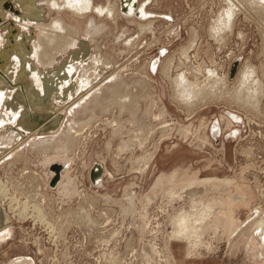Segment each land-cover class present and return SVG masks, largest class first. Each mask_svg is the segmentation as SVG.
I'll use <instances>...</instances> for the list:
<instances>
[{"label": "rangeland", "instance_id": "1", "mask_svg": "<svg viewBox=\"0 0 264 264\" xmlns=\"http://www.w3.org/2000/svg\"><path fill=\"white\" fill-rule=\"evenodd\" d=\"M44 1L46 18L31 24L63 18L77 43L47 46L55 62L37 69L64 68L54 101L78 106L51 134L58 148L55 138L42 143L49 133L23 140L10 120L0 127V182L9 193L0 204L11 221L0 232V264H264V0H137L145 18L59 14ZM121 1L110 0L120 10ZM230 4L232 21L221 24ZM71 61L78 73L88 68L83 78L67 72ZM95 68L93 90L77 92ZM247 69L250 104L237 98ZM179 74L204 96L178 98ZM210 81L221 85L212 82L215 94Z\"/></svg>", "mask_w": 264, "mask_h": 264}, {"label": "bare ground", "instance_id": "2", "mask_svg": "<svg viewBox=\"0 0 264 264\" xmlns=\"http://www.w3.org/2000/svg\"><path fill=\"white\" fill-rule=\"evenodd\" d=\"M27 2H30V0H26ZM37 1L38 0H34V4H33V8L35 9V12H40V10L39 9H44V12H42V13H39L38 15H37V17L36 18H33V17H30V16H19V15H16V14H14V13H12V12H7V14H6V19L7 20H13L15 23H16V25L19 27V29H20V33H19V35H18V41H19V43H20V45H21V38H22V35L23 34H25V35H27L28 36V40L30 41V50L28 49V50H26V49H24L23 50V53L26 55L25 57H21V56H19L16 52H14L13 53V55H12V57H11V61H12V67H11V69L8 71V77L11 79V83H10V85H6V86H4V87H0V114H3V112H6V114H3V116H1L0 117V127L2 126V125H4L5 123H6V121H9L10 120V122L12 123V124H15L16 126H19L20 127V129H21V132H22V134H23V137H22V139L23 138H31V137H36L38 134H47V133H49V135H51V134H54V135H56L59 131H60V129L62 128L61 127V125L63 126V124L66 122V119H67V117H69V116H71L73 113H74V111H75V108L78 106H75V105H73L72 107H70L69 105H68V102H66V103H64V105L63 106H56V102L54 101V98H58V96H57V92H58V89L54 86V83L56 82V80L58 79V78H60V76L62 75V70H64V68H60V69H58V70H56V72H51V74H49V73H47V74H44V72H42L39 68L37 69V65L39 66V65H48V64H54V62H55V60H54V56H56V55H52V52L50 53V49L52 48V47H54V45L57 43L58 44V46H60L61 47V50H62V48H63V46H65L64 48L65 49H69V46L71 47V46H75V44L77 43V42H75V40H74V38H71V37H68V35L66 36V34H67V28H69V27H67V25L64 23V19L63 18H60V17H55L53 20H51V23L49 24V25H37V26H35L34 27V25L33 24H37L38 22H42L43 21V19L44 18H46L45 17V13H46V9L43 7V6H40L38 3H37ZM120 1V0H119ZM254 1V0H253ZM122 2V8H121V10H120V2L117 4V3H113L112 4V2H110V0H107V4L106 5H101V4H95L94 3V1L93 0H45L44 1V3H46L47 5V7L49 8V10H51V11H57L59 14L61 13V12H63V11H65V10H71V11H73L75 14H76V16H77V14H79V15H81V16H84V15H86V14H89V13H96L97 15H104L105 13H106V15H109V17H110V15L111 16H113V17H116L117 16V14L119 13H124L125 15H128V16H131V18L132 17H134V16H136L137 14L139 15V14H141V15H143V17L144 16H147V15H149L148 14V12L145 10V6L144 5H137V3H138V1L137 0H122L121 1ZM257 2V1H256ZM231 5V8H230V10L228 11V9H227V11H226V17H227V19H225V17L224 18H221L220 20H219V22L221 23V24H224V25H226L227 23H228V19H230V21H232L231 20V16H232V12L234 13V11H232L233 10V7H232V4H230ZM253 5H255V4H253ZM31 6V5H30ZM263 6V5H262ZM230 7V6H229ZM228 7V8H229ZM237 9V8H236ZM140 10V13H137L138 11ZM236 12V11H235ZM73 13V14H74ZM74 14V15H75ZM63 15V14H62ZM80 16V17H81ZM62 17V16H61ZM138 17V16H137ZM142 17V16H141ZM150 17V16H149ZM223 17V16H222ZM234 17V16H233ZM140 18V17H139ZM145 18V17H144ZM63 19V20H62ZM114 20V19H113ZM116 20V19H115ZM31 24V23H33V24H29V23ZM152 22V21H151ZM67 23V22H66ZM92 23H93V20H91V22H90V25H92ZM148 24V23H147ZM229 24V23H228ZM218 25H220V24H218ZM218 25H217V27H218ZM69 26V25H68ZM221 26V28H222V25H220ZM228 27V26H227ZM72 27H70V29H71ZM213 28V27H212ZM37 29H39V33L37 34V35H35V30L37 31ZM73 29H75V28H73ZM72 29V30H73ZM215 29V28H214ZM218 29V28H217ZM216 29V30H217ZM147 30V29H146ZM151 30V29H150ZM0 31H4V32H6V30H2L1 28H0ZM25 31H28L29 33H27V32H25ZM32 31H33V33H32ZM71 31V30H70ZM220 31V30H219ZM222 31V30H221ZM72 32H74V34H75V30H73ZM32 34V35H31ZM73 34V33H72ZM76 34H77V30H76ZM70 35H71V32H70ZM78 35V34H77ZM222 35V34H221ZM220 35V36H221ZM34 36L36 37L35 38V40L33 39L34 38ZM74 36H76V35H74ZM219 36V35H218ZM2 38V40H3V42H5V37L4 36H2L1 37ZM78 39V38H77ZM32 41H33V44H32ZM97 42V41H96ZM52 44H54L52 47H50V49L48 48L49 46H51ZM2 45H4V43L2 44ZM193 45V44H192ZM48 46V47H47ZM2 47V46H1ZM55 48V47H54ZM59 48V47H58ZM49 49V50H48ZM57 49V48H56ZM65 49H63V50H65ZM58 50V49H57ZM62 50V51H63ZM52 51V50H51ZM188 52V51H187ZM55 53V52H54ZM53 53V54H54ZM185 54H186V52H185ZM187 55V54H186ZM100 56V55H99ZM96 57H97V55H96ZM104 58V57H103ZM106 58V57H105ZM112 58V57H111ZM108 59V58H107ZM101 60V59H100ZM105 60V59H104ZM80 61V60H79ZM78 61V62H79ZM77 62V61H76ZM96 62H98V61H96ZM95 62V63H96ZM94 63V64H95ZM173 63V62H172ZM83 64V63H82ZM102 64V63H101ZM108 64H110V63H108ZM115 64V63H114ZM77 65V64H76ZM76 65L74 64V62L73 61H71V62H69V66L67 65L65 68H67V72L70 74H72V73H74V72H76L75 74H81L82 72V78H83V74H85L86 72H88V71H86L87 69H82V72L81 73H78L77 72V67H76ZM99 65V64H98ZM46 66H44V67H46ZM109 66V65H108ZM84 67V66H83ZM82 67V68H83ZM99 67V66H98ZM100 68V67H99ZM24 70L27 74H28V76H29V79L32 81V92L35 94V96H36V99H37V101L39 102V103H42L43 104V101L45 100V99H47V102L51 105V107H52V110H56L55 112H58V113H61L62 114V121H61V123H60V125L57 127V128H55V129H52V130H50V131H47V132H43V131H41L39 128H37V129H35V130H33V131H31V130H29V129H27V128H25L22 124H20L19 123V117L21 116V114H22V111L23 110H27V111H29V108L28 107H25L23 104H20V103H18V102H15V100H14V93L18 90V89H20L21 87H20V85H17L16 84V79H17V75H18V73H19V71H21V70ZM96 69V68H95ZM101 69V68H100ZM116 69V68H115ZM167 69V68H166ZM81 70V69H80ZM97 70V69H96ZM253 70V69H252ZM211 72V71H210ZM209 72V73H210ZM251 72L252 71H250L249 69H247V70H244L243 71V78H242V82H241V89H240V92H241V94H239L240 96L239 97H237L238 98V100H240L239 98H241L244 102H246V103H249L250 104V102H252V97H254V96H250V94H248V95H245V94H243L242 92H244V91H246L247 89H249V85L250 84H248L249 82V78H250V76H251ZM99 72H98V70L95 72H92V70L91 71H89V73H88V79H87V82H85V81H83L82 82V79H81V82H82V84L84 83L85 85L84 86H82L83 88H79L78 90H77V92L79 91V93H83L84 92V89L85 88H87V89H89V87L91 88L90 90H93L92 88L94 87L93 85V83H95V81H97L96 79H97V74H98ZM208 73V74H209ZM215 73V72H214ZM254 73V72H253ZM211 74V73H210ZM213 74V73H212ZM215 74H217V73H215ZM214 74V75H215ZM30 75L31 76H33L34 77V81L30 78ZM77 75V76H78ZM67 76V75H66ZM98 76H99V74H98ZM171 76V75H170ZM211 76V75H210ZM169 77V76H168ZM68 77H66V79H67ZM80 78V77H79ZM223 78V77H222ZM251 78H254V77H251ZM257 78V77H256ZM45 80L46 82H47V85H46V83H45V81H44V83H43V80ZM69 79V78H68ZM210 79V78H209ZM215 79H217V77L215 78ZM220 79V77H218V80ZM48 80V81H47ZM212 80H213V78H212ZM217 80V81H218ZM221 80V79H220ZM253 80V79H252ZM60 81V80H59ZM67 81V80H66ZM77 81V80H76ZM255 81V80H254ZM256 81H257V79H256ZM258 81H259V79H258ZM100 82V81H99ZM116 82V81H115ZM211 83V85H212V82L213 81H210ZM221 82H222V80H221ZM253 82V81H252ZM252 82H251V84H252ZM67 83H68V81H67ZM80 83V82H79ZM78 83V84H79ZM174 83H175V86H177V92H178V95H177V97L179 96V97H181V100L183 101V99H185V100H187V101H192V100H194V99H198V98H201L202 96H204V95H202L203 94V91H201V90H203V89H201V90H197V88H196V84H193V83H191L190 81H189V79L184 75V74H179L176 78H174ZM213 83H215V82H213ZM254 83V82H253ZM260 83V82H259ZM64 84V83H63ZM66 84V83H65ZM97 84V83H96ZM104 84V83H103ZM218 85V83L216 82L215 83V85ZM222 84H224V83H222ZM226 84V83H225ZM254 84H256V82L254 83ZM67 85V84H66ZM65 85V86H66ZM210 85V86H211ZM215 85H212L211 86V88H209V90H210V92H212L213 91V94H215L214 93V91H217V90H215V89H217V87L215 86ZM261 85V84H260ZM260 85H259V87H260ZM64 86V87H65ZM96 86H98V85H96ZM101 86V85H100ZM124 86V85H123ZM219 87H221V85H218ZM224 86V85H223ZM63 87V86H62ZM63 87V88H64ZM79 87H81L80 86V84H79ZM119 87V86H118ZM218 87V88H219ZM258 87V88H259ZM262 87V86H261ZM60 88V87H59ZM114 88H115V86H114ZM205 88V87H204ZM208 88V87H207ZM257 88V87H256ZM206 89V88H205ZM221 89V88H220ZM220 89H218L219 91H221ZM67 90H69V89H67ZM90 90H89V93H90ZM197 90V91H196ZM208 90V89H207ZM252 89H250L249 91H251ZM62 91V90H61ZM64 91V90H63ZM62 91V92H63ZM103 90L99 87V89H97V91H95V93H93V91H91V93H93L94 94V96L93 95H91L92 97H95V99H92L91 97V99L92 100H94V102L93 103H96L97 101H98V99L101 97L100 95L102 94V93H104V91L102 92ZM219 91L217 92V96H219L218 95V93H219ZM248 91V92H249ZM61 92V94H63ZM86 92H88V91H86ZM113 92V91H112ZM176 92V91H175ZM239 92V91H238ZM247 92V93H248ZM256 92V91H255ZM260 92V91H259ZM221 93V92H220ZM219 93V94H220ZM253 93H254V91H253ZM253 93H252V95H253ZM86 94H88V93H86ZM44 95H46L45 97H44ZM83 95V94H82ZM89 95V94H88ZM121 95V94H120ZM208 95V94H207ZM211 95V94H210ZM255 95H257L256 93H255ZM72 96H74V95H72ZM75 97H76V95H75ZM113 97V96H112ZM125 97V96H124ZM178 97V98H179ZM216 97V96H215ZM89 98V99H90ZM102 98H103V96H102ZM101 98V99H102ZM235 98V97H234ZM255 98H257V97H255ZM59 99V98H58ZM71 99V98H70ZM82 99V98H81ZM123 99V98H122ZM121 99V101H120V106L119 107H122L121 108V110L122 109H124L125 108V105H123L122 106V104L124 103L125 104V102L124 101H126L127 100V98H125V99H123L122 100ZM204 99V98H203ZM84 100H85V97L83 98V102H84ZM100 100V99H99ZM199 100V99H198ZM257 100V99H256ZM111 101V100H110ZM109 101V102H110ZM186 101V102H187ZM195 101V100H194ZM79 102V101H78ZM99 103L101 102V101H98ZM97 102V103H98ZM242 102V101H241ZM259 102V101H258ZM257 102V103H258ZM127 104H128V107L130 106V101H128V102H126ZM72 104V103H71ZM79 104H81L82 105V103L80 102ZM102 104V103H101ZM101 104H99V106L101 105ZM104 104V103H103ZM102 104V105H103ZM113 104H115L114 102H113ZM81 105H79V106H81ZM93 105H95V104H93ZM98 105V104H97ZM97 105H95V106H97ZM136 105V104H135ZM192 105V104H191ZM106 108H107V106L106 105H104ZM103 106V107H104ZM131 106H133V105H131ZM104 107V108H105ZM92 108V107H91ZM90 108V109H91ZM127 108V107H126ZM44 109V108H43ZM95 110V109H94ZM125 110V109H124ZM31 111H33V109H31ZM93 111V110H92ZM91 110H90V113L89 114H91V112H92ZM134 111V110H133ZM87 112V111H86ZM123 112V111H122ZM8 114V115H7ZM93 114V113H92ZM94 115H96V113L94 114ZM232 115V114H231ZM7 116H9V117H7ZM13 116V117H12ZM233 116H236V115H233ZM6 117H7V119H6ZM74 118V117H73ZM76 119V118H75ZM95 119V116H92L91 117V120L90 121H92V120H94ZM237 119V118H236ZM240 120V119H239ZM75 121V120H74ZM63 123V124H62ZM72 123H73V121H72ZM91 122H87V124L89 125ZM87 124H84V125H87ZM70 125V124H69ZM77 125H78V123H77ZM217 125H218V123H217ZM216 125V126H217ZM219 126V125H218ZM85 126H83V128H84ZM81 128V127H80ZM86 128V127H85ZM218 128L219 127H216V129H214L213 131H215L216 133L217 132H219L218 131ZM63 129V128H62ZM61 129V130H62ZM82 131H83V129H81ZM74 131V130H73ZM61 133V132H60ZM19 134V133H18ZM63 134V133H62ZM61 134V135H62ZM65 134V133H64ZM70 134V133H69ZM67 135V134H66ZM71 135H72V132H71ZM39 136V135H38ZM52 136V135H51ZM77 136H79V133L77 132ZM4 136H2V138H3ZM16 137V136H15ZM44 137H46V136H44ZM58 135L57 136H52V137H49L48 139H46L47 140V142H46V140L45 141H41L42 143H44L45 145L46 144H48V143H50L51 144V142H48V140L50 139V140H52L53 138H55L56 139V144H55V146H57L56 148H58V144H59V140H58ZM63 137H65V136H63ZM70 137V136H69ZM6 138V137H5ZM8 138V137H7ZM38 138V137H37ZM71 138H73V137H71ZM17 139V138H16ZM36 139V138H35ZM43 139V137L41 138V140ZM54 139V140H55ZM66 139H68V138H66L65 137V140ZM3 140V139H2ZM10 140H12V141H14L13 140V138H11ZM24 140V139H23ZM68 140H71L70 138L68 139ZM73 140H75V139H73ZM73 140H71V141H73ZM12 141H10V143L12 144ZM15 142V141H14ZM52 142H53V140H52ZM67 142V141H66ZM33 143H35L34 142V139H33ZM40 143V142H39ZM39 143H35V144H37V148H38V144ZM71 143H73V142H71ZM50 144H48V145H50ZM69 144V142H67L66 143V145H68ZM1 145V144H0ZM7 145H9V144H7ZM47 145V146H48ZM73 145V144H72ZM4 146V145H3ZM13 146V145H12ZM11 146V147H12ZM43 146V145H42ZM1 147H2V145H1ZM5 147V146H4ZM4 147H2V148H4ZM7 147V146H6ZM11 147H10V150H12L11 149ZM36 147V146H35ZM35 147H33V148H35ZM50 147H51V145H50ZM53 147H54V145H53ZM44 148V147H43ZM46 148V147H45ZM56 148H52V149H56ZM9 149V148H8ZM36 149V148H35ZM39 149V148H38ZM40 149H41V146H40ZM48 149V147L46 148V150ZM51 149V148H50ZM6 150V149H5ZM10 150H8V151H10ZM33 150V149H32ZM42 150V149H41ZM49 150V149H48ZM13 151V150H12ZM44 151V150H43ZM6 156V155H5ZM66 165H62L63 166V170L65 169V167L67 166V163H65ZM69 165V164H68ZM94 173L96 174H94L95 175V177H94V179L95 178H97V180L101 177V173L100 172H96V171H94ZM61 177H62V173H61ZM1 181V180H0ZM60 182V181H59ZM54 183V182H53ZM52 186V185H51ZM52 187H54V185L52 186ZM7 188H6V186L4 187V185L2 184V182H0V193L1 194H3V197H7V195L9 194V193H7V191L8 190H6ZM8 200H10V203H9V209L10 210H13V211H16V210H19V207L20 206H18V207H16V208H14V206H15V203L16 204H18V200L16 199V198H10V199H8ZM16 200H17V202H16ZM1 201L2 202H4V200L3 199H1ZM2 204H0V207L3 209V211H4V215H5V219H6V224L4 225V226H2V227H0V232H2L4 229H6V227L10 224V220L8 219V216L9 215H7L6 213H5V208L4 207H2L1 206ZM4 205V204H3ZM37 209V208H36ZM38 212H39V215H38V218H40L41 220H43L44 222H45V220H46V217H45V215H44V213L42 212V211H40L41 209H39L38 208ZM22 211V210H21ZM25 210H23L22 212H24ZM84 211V210H83ZM85 212V211H84ZM258 212V211H257ZM25 213V212H24ZM258 214V213H257ZM19 215H20V217L23 215V213H19ZM87 216H89V214L87 213L86 214ZM261 215H264V214H260V217H261ZM23 217V216H22ZM25 217V216H24ZM82 219H84V217L82 218ZM92 220V219H91ZM261 225V226H260ZM257 230H261L262 232L260 233V235H262V236H264V220L261 222V224H259L258 226H257ZM5 231V230H4Z\"/></svg>", "mask_w": 264, "mask_h": 264}, {"label": "water", "instance_id": "3", "mask_svg": "<svg viewBox=\"0 0 264 264\" xmlns=\"http://www.w3.org/2000/svg\"><path fill=\"white\" fill-rule=\"evenodd\" d=\"M15 2L18 4L17 7ZM33 4L34 0H30V2L26 0L0 1V28L6 30L4 45L0 47V87L10 85L11 83V79L7 74L12 67L11 57L13 53L16 52L19 56L25 57L26 55L23 53V50H30L28 36L25 34L22 35L20 45L18 41L20 29L13 20L6 19V14L9 11L19 16L36 18L39 13L44 12V9H39L40 12L37 13L32 7ZM16 84L20 85L21 88L14 93L15 102L29 108V111H22L19 117V123L31 131L39 128L41 131L47 132L57 128L62 121V114L55 112L56 110H52L47 99L43 101V104L37 101L35 94L31 91L32 81L23 69L17 75ZM5 222L4 211L0 207V227L4 226L6 224Z\"/></svg>", "mask_w": 264, "mask_h": 264}, {"label": "crops", "instance_id": "4", "mask_svg": "<svg viewBox=\"0 0 264 264\" xmlns=\"http://www.w3.org/2000/svg\"><path fill=\"white\" fill-rule=\"evenodd\" d=\"M207 263V262H206Z\"/></svg>", "mask_w": 264, "mask_h": 264}]
</instances>
